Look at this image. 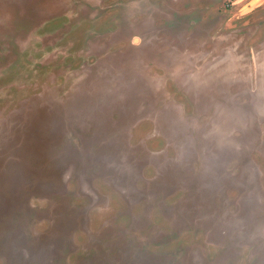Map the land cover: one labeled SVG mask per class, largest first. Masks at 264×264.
<instances>
[{
	"label": "rangeland",
	"instance_id": "obj_1",
	"mask_svg": "<svg viewBox=\"0 0 264 264\" xmlns=\"http://www.w3.org/2000/svg\"><path fill=\"white\" fill-rule=\"evenodd\" d=\"M0 264H264V0H0Z\"/></svg>",
	"mask_w": 264,
	"mask_h": 264
}]
</instances>
